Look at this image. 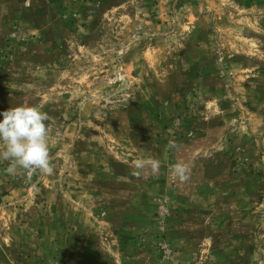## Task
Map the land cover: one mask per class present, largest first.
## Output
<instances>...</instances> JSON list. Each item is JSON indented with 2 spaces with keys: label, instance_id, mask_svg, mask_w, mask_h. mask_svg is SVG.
I'll return each instance as SVG.
<instances>
[{
  "label": "rangeland",
  "instance_id": "obj_1",
  "mask_svg": "<svg viewBox=\"0 0 264 264\" xmlns=\"http://www.w3.org/2000/svg\"><path fill=\"white\" fill-rule=\"evenodd\" d=\"M18 105L54 173L0 162V264H264V0H0Z\"/></svg>",
  "mask_w": 264,
  "mask_h": 264
},
{
  "label": "clouds",
  "instance_id": "obj_2",
  "mask_svg": "<svg viewBox=\"0 0 264 264\" xmlns=\"http://www.w3.org/2000/svg\"><path fill=\"white\" fill-rule=\"evenodd\" d=\"M0 162H8L5 172L9 175L28 179L36 175L51 176L54 173L53 157L49 146V129L46 124L48 114L38 106L18 105L0 113ZM168 148L177 149L175 141H169ZM151 165L153 171L159 168L158 160H137L133 175L138 178L145 164ZM172 171L184 182L189 179L186 164L177 162ZM35 186V185H33Z\"/></svg>",
  "mask_w": 264,
  "mask_h": 264
}]
</instances>
